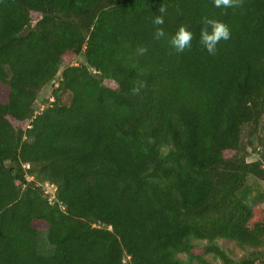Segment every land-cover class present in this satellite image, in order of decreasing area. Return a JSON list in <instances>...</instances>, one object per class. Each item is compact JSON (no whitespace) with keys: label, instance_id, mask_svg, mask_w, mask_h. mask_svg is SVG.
<instances>
[{"label":"trees","instance_id":"16d2710c","mask_svg":"<svg viewBox=\"0 0 264 264\" xmlns=\"http://www.w3.org/2000/svg\"><path fill=\"white\" fill-rule=\"evenodd\" d=\"M160 8L190 49L155 38ZM206 19L230 29L215 55ZM249 176L264 181V0H0V264H264Z\"/></svg>","mask_w":264,"mask_h":264},{"label":"rangeland","instance_id":"374dc122","mask_svg":"<svg viewBox=\"0 0 264 264\" xmlns=\"http://www.w3.org/2000/svg\"><path fill=\"white\" fill-rule=\"evenodd\" d=\"M83 61L84 59L82 55H80L72 61V64H79V63H82ZM62 68H60L56 78H54V80H52L50 83L46 84L42 88V90L39 92L38 99L35 102V106H34L36 113L40 112L43 108H45L48 105V102L50 101V95H51L52 88L57 84V80L59 78ZM262 134H263V125H261L260 128L258 129V132L255 133L250 138L252 145L249 146L248 148V156H247L248 161H255L259 159V154L257 153V151L259 150V139L262 136ZM246 138H249V137L245 136L244 140H246ZM255 148L257 150H254ZM45 190H46V186H45ZM53 192H54V189L49 186L47 188V193L51 195L53 194ZM239 196L250 205H256V204L263 202L264 201V181L257 179L255 177L249 176L247 178L245 186L240 190ZM218 243L234 259H238L251 251L250 249H242L236 246L233 241L220 239ZM36 248L39 253L45 254V255L51 254L53 251V246L49 244L46 238V231L44 229H40L38 231ZM209 259L213 261L214 264H222V262L219 259L215 260L210 256H209Z\"/></svg>","mask_w":264,"mask_h":264},{"label":"clouds","instance_id":"9594fccd","mask_svg":"<svg viewBox=\"0 0 264 264\" xmlns=\"http://www.w3.org/2000/svg\"><path fill=\"white\" fill-rule=\"evenodd\" d=\"M242 2V0H213V4L216 8H232L237 7ZM160 15H156L153 24L155 26V38L161 39L166 38L168 45L174 49L177 53H182L186 49H190L192 46L193 33L188 30L186 26H179L176 31L170 35L166 36L163 27L164 24V9L160 8ZM231 33L228 26L217 20L206 19L204 21V27L201 29L199 43L203 46L204 50L210 55H215L217 51V45L223 40L227 41L230 39ZM147 49L140 48L138 52L143 54Z\"/></svg>","mask_w":264,"mask_h":264},{"label":"built area","instance_id":"2783aa9c","mask_svg":"<svg viewBox=\"0 0 264 264\" xmlns=\"http://www.w3.org/2000/svg\"><path fill=\"white\" fill-rule=\"evenodd\" d=\"M48 187H49V185L46 184V192H47V188H48ZM50 187H51V186H50ZM52 188H53V187H52ZM53 189H54V188H53ZM51 195H53V194H51ZM52 197H53V196H52Z\"/></svg>","mask_w":264,"mask_h":264}]
</instances>
